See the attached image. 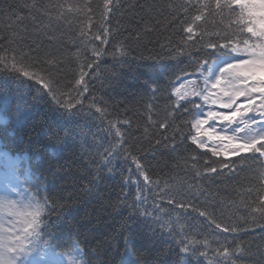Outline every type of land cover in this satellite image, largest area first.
Returning a JSON list of instances; mask_svg holds the SVG:
<instances>
[{"label":"snow or ice","instance_id":"1","mask_svg":"<svg viewBox=\"0 0 264 264\" xmlns=\"http://www.w3.org/2000/svg\"><path fill=\"white\" fill-rule=\"evenodd\" d=\"M32 7L49 24L54 21L74 29L73 39L80 41L85 52L90 44L99 41V45L91 49L90 56L82 59L78 50L66 60L53 51L41 54L39 45L25 47L14 35L0 39V77L4 78L0 111L7 119L13 116L7 92L11 80L18 90L34 91L33 99L50 105L61 118L84 115L99 121L93 125L99 135L94 134L89 145L95 150L91 162L96 172L112 174L120 161L125 162L123 185L136 191L131 207L146 222L159 225L162 237L176 243L181 264H191V258L195 264H237L238 257L257 255L246 252L238 239L241 232L264 229V0H166L149 6L145 35L156 26L171 29L161 47L172 58L187 56L193 70L161 69L160 80L149 86L146 118L137 125L141 137L132 136L131 120L113 119L107 105L91 96L90 84L99 78L95 69L100 59L111 55L117 63H124L132 55L127 40L117 38L120 21L112 24L113 15L122 7L120 0H49ZM140 38V32H135V39ZM157 93L166 97L162 107L153 103ZM27 115L17 105L15 120ZM154 137L155 144H151ZM141 139L149 140L152 149L164 146L176 151L177 142L194 146L184 158L193 181L177 184L154 177L141 158ZM0 158L6 169L0 195V264H94L93 254L81 249L79 242L66 250L52 231L61 213L57 201L47 194L45 182L21 172L19 162L8 153L0 151ZM225 172L233 176L251 173L238 194L245 216L218 218L210 210L208 194L198 181ZM150 197L152 211L145 207ZM200 197L205 203L197 202ZM192 213L202 218L207 232L181 222V214ZM258 255L252 264H264V250H258ZM121 264L146 262L129 251Z\"/></svg>","mask_w":264,"mask_h":264},{"label":"trees","instance_id":"2","mask_svg":"<svg viewBox=\"0 0 264 264\" xmlns=\"http://www.w3.org/2000/svg\"><path fill=\"white\" fill-rule=\"evenodd\" d=\"M165 2L120 0L122 7L113 15L112 24L115 26L117 20L120 21L117 38L127 40L133 50L132 55L124 63H117L111 55H104L99 68L95 69L99 78L90 84L91 96L102 102V106L107 105L113 119L118 116L132 121L130 131L133 137L142 136L137 125L146 118V105L151 96L149 86L160 80L161 69L193 70L187 56L172 58L167 49L161 47L167 42L171 29L156 26L155 31L146 35L143 31L144 22L151 15L149 6ZM48 3L49 0H0V39L14 35L25 47L39 45L41 54L44 50L53 51L66 60L72 59L78 50L82 59L90 56L91 49L98 46L99 41L90 44L85 52L80 41L73 39L74 29L54 21L49 24L48 18L32 7L33 4L43 6ZM212 23L210 20V27ZM137 31L141 37L138 41L135 39ZM49 36L55 38L49 39ZM103 47L109 52L112 50L110 45ZM3 88L4 78L0 77V96H3ZM7 92L13 116L9 121L0 111V151L10 156L19 155V170L33 179L39 176L45 182L47 194L60 206L61 220L52 231L66 250L70 251L69 246L79 242L81 249L93 254L94 264H121L129 251L146 264H181L176 255V243L162 237L159 225L146 222L131 207L136 191L135 187L123 185V177L127 175L125 162L120 161L112 174L96 172V164L91 162L95 150L89 145L93 135H99L97 127L93 126L99 121L84 115L71 120L61 118L50 105L34 100V91L18 90L11 80H8ZM157 97L153 103L162 107L166 97L160 98V93ZM17 105L28 114L26 119L18 122L14 116ZM155 139L152 138L151 144H155ZM138 147L144 149L141 158L154 177L174 180L177 184L181 180L185 183L193 181L191 170L184 167V158L191 154L194 146L177 142L176 151L164 146L152 149L149 140L141 139ZM250 177V172L235 176L225 172L198 182L206 190L207 203L218 218L221 215L239 217L245 216L246 210L238 194L247 186ZM125 193H128L126 200ZM197 202L203 204L205 198L200 197ZM152 203L150 197L145 205L149 211H152ZM175 216L176 212H173V219ZM52 220H56L55 213ZM181 222L192 224L197 230L208 231L202 218H197L195 213L187 217L181 214ZM152 229L156 230L155 234ZM238 242H242L246 252L250 250L257 255L238 257L237 264H252L259 259L258 250H264V229L256 227L253 232H241ZM191 264H195V258H191Z\"/></svg>","mask_w":264,"mask_h":264},{"label":"rangeland","instance_id":"3","mask_svg":"<svg viewBox=\"0 0 264 264\" xmlns=\"http://www.w3.org/2000/svg\"><path fill=\"white\" fill-rule=\"evenodd\" d=\"M1 160H2V167H0V177L2 178H4V176H5V172H6V169H5V167H4V162H3V159L1 158ZM1 160H0V164H1ZM1 180V179H0ZM4 187H1L0 188V190L1 189H3Z\"/></svg>","mask_w":264,"mask_h":264}]
</instances>
